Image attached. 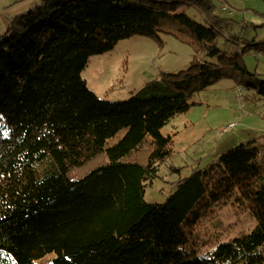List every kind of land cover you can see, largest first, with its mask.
Returning <instances> with one entry per match:
<instances>
[{
  "label": "trees",
  "instance_id": "trees-1",
  "mask_svg": "<svg viewBox=\"0 0 264 264\" xmlns=\"http://www.w3.org/2000/svg\"><path fill=\"white\" fill-rule=\"evenodd\" d=\"M214 7L41 0L8 20L0 35V264H264V142L251 139L194 169L163 203L144 199L170 154L161 128L195 94L240 77L249 98L264 100V80L242 61L247 47L264 45L221 50L227 19ZM161 32L192 46L186 69L159 73L126 100L87 87L81 72L91 56L134 35L160 42ZM229 202L245 208L254 227L200 252L197 224Z\"/></svg>",
  "mask_w": 264,
  "mask_h": 264
},
{
  "label": "rangeland",
  "instance_id": "rangeland-1",
  "mask_svg": "<svg viewBox=\"0 0 264 264\" xmlns=\"http://www.w3.org/2000/svg\"><path fill=\"white\" fill-rule=\"evenodd\" d=\"M212 2L214 13L227 19L218 41L221 50L228 53L233 49L242 50V44L252 40L257 46L264 45V0ZM40 3L41 0H0V23L6 24L12 13L11 17ZM180 10L195 21L204 22V15L196 8L182 6ZM244 25L248 26L241 30ZM234 34L241 39H225ZM160 38L158 42L151 37L134 35L119 40L107 52L91 56L81 72L87 87L101 99L126 100L159 73L186 69L194 53L192 46L172 32H161ZM248 49L242 57L243 63L248 71L264 80V52ZM244 81L240 77L222 79L198 92L187 111L174 115L161 128L163 135L171 137L170 154L161 164L158 176L145 188V201L163 203L174 191L177 181L194 169H206L221 153L251 139L264 142V100L249 98L251 90L243 87ZM230 123L234 126L219 135L221 128ZM210 211L196 226L202 253L212 250L218 242L250 231L255 225L245 208L230 202L213 206Z\"/></svg>",
  "mask_w": 264,
  "mask_h": 264
},
{
  "label": "built area",
  "instance_id": "built-area-1",
  "mask_svg": "<svg viewBox=\"0 0 264 264\" xmlns=\"http://www.w3.org/2000/svg\"><path fill=\"white\" fill-rule=\"evenodd\" d=\"M234 126V123L227 124L218 132L219 135L225 133L226 131L230 130Z\"/></svg>",
  "mask_w": 264,
  "mask_h": 264
},
{
  "label": "crops",
  "instance_id": "crops-1",
  "mask_svg": "<svg viewBox=\"0 0 264 264\" xmlns=\"http://www.w3.org/2000/svg\"><path fill=\"white\" fill-rule=\"evenodd\" d=\"M223 8H226L227 9V7L226 6H222ZM13 14V13H12ZM12 14L9 16V18L12 16ZM16 14H18V13H16ZM15 15V14H14ZM9 18L7 19V22H6V24L5 23H0V32H3V30H4V27H6L7 26V23H8V20H9Z\"/></svg>",
  "mask_w": 264,
  "mask_h": 264
}]
</instances>
